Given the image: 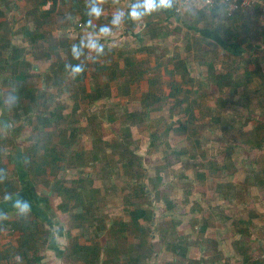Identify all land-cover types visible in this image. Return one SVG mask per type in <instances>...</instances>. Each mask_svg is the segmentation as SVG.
<instances>
[{
  "label": "rangeland",
  "instance_id": "obj_1",
  "mask_svg": "<svg viewBox=\"0 0 264 264\" xmlns=\"http://www.w3.org/2000/svg\"><path fill=\"white\" fill-rule=\"evenodd\" d=\"M190 10L178 12L177 23L165 21L166 30L170 34L167 31H164L165 33L161 31L162 40L165 38L161 50L168 46L173 47V52L184 58L189 71L198 81L199 76H206L204 74L207 73V65L190 56L185 50L186 29L188 25L191 26L190 23L192 25L196 23L194 18L196 12L192 9L194 14L191 15ZM259 12L261 14L256 11L245 12L235 18L236 22H240L243 27L239 41L246 38V41L242 42L246 49L243 54L235 47L223 45L219 49L215 48L214 44H212L213 47L210 46L209 41H204V48L220 53L219 60L224 58V61H227V56L232 54L236 56L240 62L234 66L238 65L240 69L236 74L237 77L243 78L245 72L241 69L248 68L256 72L260 71V74H257V77L254 76L255 79L249 84L248 89L243 88L241 94L232 95L228 87L220 89L217 86H211L212 82L208 78L204 90L207 94L180 95V99L188 97L193 103L192 108L196 107L194 108L195 119L187 120L189 123L187 134L181 135L178 131L179 123L186 121L184 109L188 101L176 103L175 99L168 95L167 83L164 84L167 92L163 89L165 94L161 95V102L147 112L146 122L132 125L130 136L124 129L123 109L141 113L142 104L135 103L140 96L133 95L129 97L131 101L123 102L124 104L115 100L118 103L100 102L90 105L83 101L82 97L74 104L72 94L60 95L56 99V105L51 107H62L61 113L69 118L42 131L38 141L41 145L55 143L58 148H63L61 140L68 137L74 128L77 130L75 140L72 141L74 143L72 151L91 152L96 160H86V167H82L79 161L72 162V160L58 164L64 167L63 170L47 178L48 188H51V185L56 184L58 180L61 182L57 191H53L52 194L46 193L52 195L53 205L58 206L62 202L61 198L64 199L60 195L64 193L63 188L94 189L97 191L94 198L89 197L88 193L86 195L89 201L90 198L95 200L94 208L89 210L95 217L97 216L96 220L103 219L107 225L117 221L130 222L129 200L142 208L150 207L155 216V223L150 226L155 233L150 239L151 244L148 247L151 256L146 260V264L172 262L244 264L242 255L244 249L251 260H264V141L261 147L253 146L249 141L252 138V132L256 131L258 122L264 123V86H262L264 82L260 77L264 73V16L261 11ZM218 14L215 23L224 26L234 23V20L232 22L226 20L224 14L220 12ZM210 21L206 18L199 25L197 24L198 26L203 24V26L197 31H191L193 38L191 41L200 39L201 34L199 36L197 34L205 29L204 23ZM142 28L143 24H140L138 30L142 32ZM202 37L216 40L215 35ZM250 46L255 50H251ZM236 51H238L237 54ZM250 60L255 61L256 64H251ZM179 64L178 62V66ZM214 65V71L218 75L226 74L227 69L230 68L223 61ZM203 81L205 82V79ZM0 95V104L8 106L6 100L10 99L6 93ZM223 101L227 103L223 104ZM1 105L0 138L15 130V146L21 153L33 144L32 139L38 137H35L38 132L35 129L38 111H34L28 117V121L23 123L17 120L13 110L6 111ZM66 106L68 109L65 108ZM73 107L76 109H72ZM44 109V106H40L38 110L43 112ZM215 117H220L221 124L216 123ZM153 131L158 133V137L150 144ZM46 132L50 134L49 139L46 138ZM126 135L128 148L137 157V160H125L134 162V166L129 168L124 167L125 162L111 153L112 149L117 148L119 142L126 138ZM174 150L186 153L177 157L173 153ZM12 152L9 144L3 147L4 156ZM13 166L15 170L10 172L24 183L26 178L22 166L19 165L21 168L17 164ZM199 175H206L207 178L202 181ZM157 177L162 178L163 182L156 186ZM27 179H29L28 175ZM80 179L82 181L79 185ZM40 184L34 182L33 188L35 194L41 197L46 194L43 193V188L41 190ZM142 184L147 185L148 192H140ZM220 184L223 187H220ZM168 202L173 204L172 209L168 206ZM252 213L258 214L253 220L250 218ZM63 215L65 227L62 230L66 236L63 235L60 245L65 251L68 246L69 216ZM94 222L89 219L86 222V230H80V234L79 231H74L73 234L78 235L79 242L89 245L93 242L88 240L95 243L96 236L100 235V238H97L100 244H96L97 246H114L116 243L113 239L105 241L106 233L96 230L98 226H101L102 221L98 220L95 224ZM142 222L147 225L144 221ZM157 226L159 231L156 232ZM202 227H204L203 230H201ZM116 228H119V225ZM244 229L247 230V235L245 233L242 238L238 233ZM165 237L167 241L174 240L175 243L178 242V237L185 241L188 245L185 259L173 253L170 244L163 241ZM122 238H125L124 242L127 244L134 241L132 236L122 235ZM52 253L45 262L47 260L48 264L65 262L59 258L60 256L57 255L58 258L55 256V251ZM113 258L115 259V256ZM102 259H106L105 254Z\"/></svg>",
  "mask_w": 264,
  "mask_h": 264
},
{
  "label": "crops",
  "instance_id": "obj_2",
  "mask_svg": "<svg viewBox=\"0 0 264 264\" xmlns=\"http://www.w3.org/2000/svg\"><path fill=\"white\" fill-rule=\"evenodd\" d=\"M137 3H143V0H0V40L7 37L10 45L15 48V53L11 56L15 66H8L9 68L3 72L0 70V94L6 93L11 99L14 95L12 92H15L13 88L18 86L12 82L22 77L25 80L22 85H25L26 93L46 95L52 100L50 107L56 105V99L60 95L67 93L72 94L74 104L82 97V100L90 105L100 102L109 104L129 102L131 101L129 97L133 95L140 96L135 103L141 105L142 98L152 94L155 100L150 108L153 109L155 104L161 102L164 91L167 92L164 88L166 83L169 96L174 85L181 87L183 94L191 96L207 94L204 90L206 80L210 78L209 65L224 62L225 59L219 60L220 53L204 48L203 43L209 41L210 46L214 44L215 48L219 49L225 44L217 34L216 40L203 39L202 36L211 33L207 28L202 29L199 34L196 33L198 36L201 34L200 39L191 41L193 39L191 31H197L203 24L196 25L195 29L194 24L190 23L191 26L188 25L185 32V50L199 62L206 63L207 73L204 74L206 76H199L197 81L185 65L184 74H177V64L185 62L184 58L174 53L171 46L161 50L165 39L162 40L161 31H167L165 21L177 23L176 14H173L172 10H161L141 20H132L128 17V12L130 6ZM92 7L102 9L99 17L88 14ZM255 9L253 10L256 11ZM253 10L249 12H254ZM117 11L123 12L124 17L118 26H114L111 21ZM192 11L190 10L191 15L194 14ZM196 14L198 13L196 12L194 16ZM80 23L82 27H78ZM140 24H143L142 32L138 30ZM104 26L111 28L108 36L100 33V28ZM156 28L158 29L155 30ZM90 40L102 44L103 51L97 53L89 49L87 45ZM74 46L78 51L74 52ZM17 55L19 57H15ZM229 59H233L232 55L227 56V60ZM77 65L83 67L79 74H73L71 69L66 67ZM241 71L254 72L255 75L250 79H245V75L243 78L235 75L232 82L227 85L220 87L211 81V86L231 89L230 84H240L238 93L241 94L244 86L248 87L255 79L254 76L257 77L256 70L248 68ZM99 93H104L105 97L93 101L91 98ZM1 106L4 110L7 109L6 105ZM14 106V104L10 106V109ZM142 107L144 108L143 104L141 110ZM54 108L51 107L50 110ZM125 109H123L125 113L129 112ZM1 158L6 166L8 179L14 184V190L2 191V196L0 194V213L4 214L0 217V264H48V260L46 262L45 260L53 251L56 257L58 255L60 259L65 260L60 261L62 264L79 263L73 249L75 245H85L79 242L78 235L73 234L74 231H79L80 234V229L74 226L75 202H72L70 211L62 210L64 199L59 196L62 202L54 206L52 195H49L52 194V188L44 187L42 184L40 187L41 190L43 188V193L49 194L41 197L36 194L35 196L39 197L34 198L31 192L33 184H27L26 173L24 172L26 180L24 179L22 183L19 177L10 172L15 170L14 164L9 160L10 154ZM205 176L199 175V178L203 181L207 178ZM220 187H223L222 184ZM217 189L220 190L219 186ZM9 196L11 199H6ZM16 199L27 201L31 206L30 211L21 214L14 208L13 203ZM63 214L69 216L68 246L65 251L60 245L63 235L66 236L62 230L65 227ZM36 222L38 226L35 225Z\"/></svg>",
  "mask_w": 264,
  "mask_h": 264
},
{
  "label": "trees",
  "instance_id": "obj_3",
  "mask_svg": "<svg viewBox=\"0 0 264 264\" xmlns=\"http://www.w3.org/2000/svg\"><path fill=\"white\" fill-rule=\"evenodd\" d=\"M176 1L173 4V8L170 9L172 10L173 14H176ZM176 7V8H175ZM175 9V10H174ZM258 14L260 13V9H255ZM198 14L195 15L196 23L194 24V28L197 29L196 25L201 23L202 20L208 18L211 21L208 23H204L205 28L211 32L209 35H215L221 39V41L230 47H235L240 50V52H245L246 49L243 46L242 42L246 41V38H243L242 40L240 39L239 41V36L242 35V25L240 22H236L235 18L240 16L239 12L233 14L232 16H225L226 20H230L232 22L234 20V23L229 24L228 26L221 25L220 23H215L217 17L219 16V9L214 8L211 10H203V11H198ZM261 14V13H260ZM218 15V16H217ZM211 16V17H209ZM213 21V22H212ZM222 21V18H221ZM154 30V29H153ZM216 36V37H217ZM213 37V36H212ZM7 38V37H6ZM2 39L0 40V70L3 72L4 70H7L9 67H14L15 64L12 63V57L13 53H15V48H13L10 45V42L7 39ZM251 50H255L254 47L250 46ZM14 50V51H13ZM236 54L238 51L235 52ZM15 57H19L18 55ZM233 59L232 60H227L224 61L225 64L230 67L227 69L226 74L222 75H215L214 71V64L211 63L209 67L211 68L210 70V78L212 82H215L218 84V86H223L227 85L232 82L233 76H235L238 73V65L234 67L236 64H240V62L237 60L236 56L232 54ZM180 61V60H179ZM179 66L177 64L176 67V72L177 74L181 73L184 74V67H185V62H179ZM250 63L256 64V62L253 60H250ZM233 65V66H232ZM9 66V67H8ZM8 67V68H7ZM234 67V68H233ZM257 74H260V71L256 72ZM253 75H255L254 72H245L244 78L250 79ZM262 80L264 82V73L261 74ZM12 84L17 83L18 86L14 87L13 89L15 92H12L14 95L12 97H15V103L13 109H10L9 106H6L7 109L13 110L15 117L17 118L18 121H23L24 123L28 121V117L32 115L34 111H38L37 114V126L35 127L38 132L36 133L35 137L38 136L35 139H32L33 144L25 151L19 153L15 146V130H12L13 133H9L8 135L3 136V138H0V194L2 196V191H11L13 192L14 190V184L11 182V180L8 179L7 173H6V166L3 164L2 161V156H3V147H6V145L11 146V150L13 151L10 154V163L14 165H21L24 172L26 173V177L28 175L29 179L28 183H31L34 185V182L36 184L41 183L44 185V187H49L47 178L49 176L56 175V173L60 172L63 170V166H58L59 163H67L69 160H72V162L79 161L78 163L82 167H86L87 164L85 163L86 160L89 159H95L93 157L91 152H74L72 151V147L74 143L72 141L75 140V132L74 128H72L70 134L68 137L63 138V141L61 140V144L63 148H58V145L55 143H52L51 145H46L40 144L39 136H41V132L45 131L47 128H52L53 125L60 123L62 120H66L69 118V116L64 115L61 113L63 109L62 107H55L54 109L50 110L47 109L51 105V98H47L46 95L44 94H35L36 92H31L29 94L28 92L26 93V88L25 85H22V82H25L24 77L19 78L16 82L13 80ZM263 82L261 84H263ZM8 84V83H7ZM231 87V94L235 95L238 93L240 84H230ZM264 86V84L262 85ZM246 89L248 87L244 86ZM256 92V90H255ZM183 94V90H181V87H178V85H174L172 94L170 95L171 98L175 99L176 103H181L188 101L186 108L184 109L185 112V122H180L179 123V131L178 133L183 135L187 134L188 129V121H193L195 119L194 115V108H192L193 103L189 101L190 99L188 97L186 98H179L180 95ZM187 96L190 94L185 93ZM183 94V95H185ZM105 97L104 93H99L96 96H93L91 99L93 101L99 100L101 98ZM154 95L152 94H147L142 98V104L144 108L141 110V113L139 112H126L123 117H124V129L126 131V134L130 136L131 134V127L132 125H138L141 124L142 122H146L147 120V112L151 109L150 107L153 105L154 102ZM49 99V100H47ZM44 101V103H41V101ZM227 103V101H223V104ZM194 104L197 106V104L194 101ZM40 106H44V111L40 112L38 109ZM6 109V111H7ZM61 109V110H60ZM60 110V112H59ZM24 116V117H23ZM184 118V119H185ZM188 120V121H187ZM215 121L218 124H221V119L220 117H215ZM259 124L255 127V132H252V138L250 143L253 146L261 147L263 141H264V123L258 122ZM172 127V126H171ZM46 138H50L49 132H46ZM126 138H123L122 141L119 142V146L117 148L112 149L111 153L115 154L119 157L120 160L124 161L125 163L123 164L124 167H133L134 162H126V159H136L135 153L128 148V142H127V136ZM158 137V133L154 132L152 133V140L151 143L156 141ZM160 137V135H159ZM99 139V138H98ZM100 140V139H99ZM198 142V138L196 140ZM109 145V144H107ZM111 147V145H109ZM173 153L179 157L182 154H185V151H176L174 150ZM137 160V159H136ZM19 166V167H21ZM82 179L78 180V183L80 185V182ZM162 181V178L157 177L155 185H160ZM163 182V181H162ZM92 185V182H89ZM61 182L58 180L56 184L51 185L52 187V192L57 191L58 187H60ZM84 189L80 188H63L64 193H61L64 197V203L62 204L61 208L62 210L65 211H70L72 208L71 204L74 201V210L76 211V216L74 215V223L75 227H78L80 230L84 231L87 228L86 222H88L89 219H92L94 224L99 220L102 221L101 226H98L96 230H99V232H105V241L107 239H113L115 241L114 246H109V245H99L97 246L96 244H100L97 242V240L100 238L99 236H96V241L88 240L93 242L92 244L85 245V246H80V245H75L73 249V254L76 256V261L79 263L83 264H146V260L151 256L150 255V249L149 245L151 244L150 239L153 237L152 235L155 233V231L151 228L150 224L155 223V216L154 213L152 212V209L149 208H142L141 206L135 205L128 201V205L130 207L129 210V218L130 222L129 223H124V222H112L110 225H107L105 223V220L103 219H98L96 220L97 216L95 217L94 213L89 210L91 208H94L95 200L90 198V201L87 198V193L89 197L94 198L95 193L97 192L94 189H87L86 187H83ZM60 189V188H59ZM32 195H34V198H38L35 196V190L34 188L31 189ZM140 192L146 193L148 192V187L147 185L144 186L142 184V187L140 188ZM168 206L173 208V204L171 202H168ZM257 215L254 213L250 214V218L253 220L256 218ZM101 218V217H100ZM147 225H144L143 222ZM243 222V221H241ZM251 223V222H250ZM38 226V223L36 222L35 224ZM117 225H119V228H116ZM156 232L159 231V226L156 228ZM204 227L201 228L203 230ZM168 232L167 230H165ZM162 230L160 231V233ZM245 233L247 235V230L244 229L242 232H239L238 234L241 235L243 238L245 236ZM121 235V236H120ZM122 235H126V237L132 236L134 241L137 242H132V243H125L124 239L122 238ZM98 238V239H97ZM166 243L170 244L173 253L180 255L183 259H185L188 251V245L185 243L184 240H180L178 237V242L175 243L174 240H168L163 239ZM243 248V246H242ZM105 252V253H103ZM106 255V259H102V257ZM243 255V260L244 264H264V260H251L250 256L247 255L246 249L242 251ZM115 256V259L113 258ZM170 264H178V262H172Z\"/></svg>",
  "mask_w": 264,
  "mask_h": 264
},
{
  "label": "clouds",
  "instance_id": "obj_4",
  "mask_svg": "<svg viewBox=\"0 0 264 264\" xmlns=\"http://www.w3.org/2000/svg\"><path fill=\"white\" fill-rule=\"evenodd\" d=\"M175 0H143V3H137L130 6V10L128 12V17L132 20H141L143 17L152 14L153 12H158L161 10H170L173 8ZM102 13V9L99 7H92L89 11L90 16L99 17ZM124 17V13L117 11L112 18V25L118 26ZM91 23V21H89ZM100 33L103 36H108L111 33V28L104 26L100 28ZM88 48L91 50H95L97 53H101L103 51V45L98 44L95 40H90L88 43ZM74 52L78 51L76 46L73 47ZM69 67L73 74H79L83 71V67L80 65L77 66H66ZM16 98L11 97L10 100H6V104L10 107L15 103ZM9 126V125H8ZM7 126V127H8ZM6 199H11V197H6ZM13 207L18 209L21 214H26L30 211V204L27 201L16 199L13 203ZM4 214L0 213V217Z\"/></svg>",
  "mask_w": 264,
  "mask_h": 264
},
{
  "label": "built area",
  "instance_id": "obj_5",
  "mask_svg": "<svg viewBox=\"0 0 264 264\" xmlns=\"http://www.w3.org/2000/svg\"><path fill=\"white\" fill-rule=\"evenodd\" d=\"M177 4L176 12L186 10H211L218 8L219 12L224 16H232L233 14L249 12L255 8H259L264 16V0H175ZM80 23L78 27H82Z\"/></svg>",
  "mask_w": 264,
  "mask_h": 264
}]
</instances>
